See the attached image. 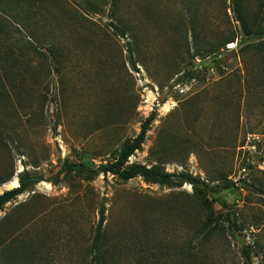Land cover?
I'll return each instance as SVG.
<instances>
[{"label": "rangeland", "instance_id": "obj_1", "mask_svg": "<svg viewBox=\"0 0 264 264\" xmlns=\"http://www.w3.org/2000/svg\"><path fill=\"white\" fill-rule=\"evenodd\" d=\"M0 4L46 43L43 56L26 50L0 16V182H18L0 194L25 184L0 211V264H94L101 211L106 264H247L255 239L250 264H264V54L193 48L194 34L201 52L242 40L232 0ZM244 6L264 25V0ZM153 114L124 169L155 167L168 182L70 169L116 162Z\"/></svg>", "mask_w": 264, "mask_h": 264}, {"label": "trees", "instance_id": "obj_2", "mask_svg": "<svg viewBox=\"0 0 264 264\" xmlns=\"http://www.w3.org/2000/svg\"><path fill=\"white\" fill-rule=\"evenodd\" d=\"M232 4H233V10L235 13V18H236L235 21L238 23L240 32L242 33L241 35L243 37L242 40L238 42V37L236 36V34L231 33L227 35L226 38H224L217 47L210 49V50H206L205 52H201V49L199 46V39L194 34L193 36L194 47L193 48L196 51L195 53L196 56H200L203 53H206V54L210 53L215 49L219 51L223 49L227 50L226 48L227 45L231 43H235V42L237 43V47L239 48L240 52H243L244 50H252L253 52L264 54V25L260 22L259 16L252 15L247 11L246 7L244 6V0H232ZM7 13H10V14H7ZM5 14L11 15L13 19L12 22L17 27L19 35H21V37L23 36L27 37V40H25V43H24L26 44L24 45L25 49L31 52L35 51L40 56H43L44 54H42L41 51H38L39 49L36 47H38L37 43L42 44V46H45L46 43L43 42L42 40L35 38L34 34L30 33V29L25 24V22L21 18H19L17 14H15V12H10V11L7 12V10H5V8H3L0 4V16H6ZM56 49L57 48L53 43L50 44L48 48L49 52L53 55L55 59L58 57ZM225 73L226 72H224V74ZM7 97L8 95L6 93V86L0 75V102L7 100ZM161 103H164V101H162ZM155 117H156L155 114H153L150 118H148L143 123L141 133L136 139V146H133L126 151H123L116 162L107 164V165H102L95 171L87 170L82 165H72V166H69L70 169H76L80 173H85V172H89L92 174L103 173L105 175H107L108 173H111L113 175L118 176L119 178L123 180H130L136 176H142L146 181L155 183V184H158V183L164 184L168 182L171 179V175L166 174L161 169H158L155 167L147 168L144 166H135V167L124 169V165L126 164L130 155L133 153L135 148L140 146V144L144 140L146 133L149 129V126L155 120ZM252 133L253 132H251V134ZM247 134H250V133H247ZM243 145H244V140L243 141L240 140L239 145L237 147L240 148ZM12 176L13 175H11L8 179L1 181L0 186H3L4 184L11 181ZM185 180L190 181L194 183L195 185L201 184V186H203L206 189L205 192H208L207 189H209V186L207 184L199 182L198 180L193 179L191 177H188ZM24 190H25V184H22L19 189L7 191L1 194L0 195V211L8 202H10L16 196L23 193ZM215 201L218 202L224 208L228 207L226 202L222 200V198H217ZM6 218L7 217H5V219ZM105 222H106L105 211H101V216H100L97 228H96L97 229L96 235H95L93 246H92L94 264H106L107 263L106 250L103 249L104 243L106 241V238H105L106 234L104 230ZM1 223L2 221L0 222V224ZM254 226H255L254 224L250 225V227H254ZM233 227L234 229H239L237 224H234ZM256 228H254V230ZM3 243L4 242L2 240L0 243L1 247L3 246ZM249 243L250 245L244 246L242 249V255L244 256L247 264H250L252 262L253 248L254 249L261 248L258 239L250 240ZM107 253H108V250H107ZM137 255L138 254H136L135 257H137ZM146 258H148L147 254H146Z\"/></svg>", "mask_w": 264, "mask_h": 264}, {"label": "bare ground", "instance_id": "obj_3", "mask_svg": "<svg viewBox=\"0 0 264 264\" xmlns=\"http://www.w3.org/2000/svg\"><path fill=\"white\" fill-rule=\"evenodd\" d=\"M17 186H18V182L16 177L5 185L6 188H16Z\"/></svg>", "mask_w": 264, "mask_h": 264}, {"label": "built area", "instance_id": "obj_4", "mask_svg": "<svg viewBox=\"0 0 264 264\" xmlns=\"http://www.w3.org/2000/svg\"><path fill=\"white\" fill-rule=\"evenodd\" d=\"M240 172H241L242 174H243V173H246V168H243Z\"/></svg>", "mask_w": 264, "mask_h": 264}, {"label": "water", "instance_id": "obj_5", "mask_svg": "<svg viewBox=\"0 0 264 264\" xmlns=\"http://www.w3.org/2000/svg\"><path fill=\"white\" fill-rule=\"evenodd\" d=\"M3 194V193H2ZM1 195V194H0Z\"/></svg>", "mask_w": 264, "mask_h": 264}]
</instances>
